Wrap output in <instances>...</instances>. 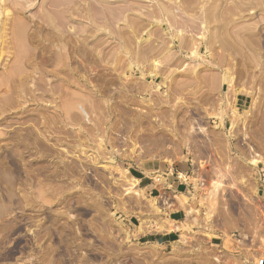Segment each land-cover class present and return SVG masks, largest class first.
<instances>
[{
  "label": "rangeland",
  "instance_id": "1",
  "mask_svg": "<svg viewBox=\"0 0 264 264\" xmlns=\"http://www.w3.org/2000/svg\"><path fill=\"white\" fill-rule=\"evenodd\" d=\"M149 159L191 184L167 244ZM263 262L264 0H0V264Z\"/></svg>",
  "mask_w": 264,
  "mask_h": 264
},
{
  "label": "crops",
  "instance_id": "2",
  "mask_svg": "<svg viewBox=\"0 0 264 264\" xmlns=\"http://www.w3.org/2000/svg\"><path fill=\"white\" fill-rule=\"evenodd\" d=\"M185 173V166L158 159L133 165L131 175L149 201L127 220L138 240L167 244L179 238L188 220L186 199L191 192Z\"/></svg>",
  "mask_w": 264,
  "mask_h": 264
}]
</instances>
